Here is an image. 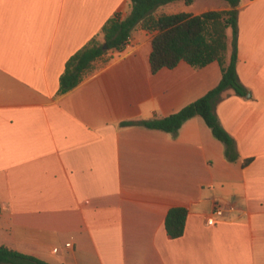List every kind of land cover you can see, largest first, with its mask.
I'll return each mask as SVG.
<instances>
[{"label": "crops", "instance_id": "obj_1", "mask_svg": "<svg viewBox=\"0 0 264 264\" xmlns=\"http://www.w3.org/2000/svg\"><path fill=\"white\" fill-rule=\"evenodd\" d=\"M198 1L156 11L229 8L192 9ZM128 8L0 0V245L51 264H264V0L238 3L237 73L249 92L228 89L215 106L237 160L198 115L176 133L121 125L169 115L221 78L216 61L152 73L155 32L135 27L132 46L57 95L68 57ZM177 206L187 216L172 238L164 219Z\"/></svg>", "mask_w": 264, "mask_h": 264}, {"label": "trees", "instance_id": "obj_2", "mask_svg": "<svg viewBox=\"0 0 264 264\" xmlns=\"http://www.w3.org/2000/svg\"><path fill=\"white\" fill-rule=\"evenodd\" d=\"M176 0H128V12H115L109 16L100 30L71 54L59 76L57 95L77 86L86 76L97 71L113 59L111 52H122L125 41L135 27L155 32L151 38L149 55L150 71L173 68L184 61L192 68H202L210 62L219 64V82L199 98L185 104L179 110L163 116L136 121H124L121 125H141L147 128L176 133L190 117H202L214 137L225 146L229 160H237L239 154L234 138L220 124L215 112L217 102L228 89L239 96L249 90L242 84L237 73L238 3L240 0H224L228 9L207 10L198 14L177 12L156 13L157 8ZM193 0H184L186 4ZM231 30V40L228 37ZM230 47V53L229 52ZM102 59L101 65H96ZM247 159L243 160V162ZM187 209L170 208L164 219V227L172 238L184 231ZM0 264H51L35 256L0 245Z\"/></svg>", "mask_w": 264, "mask_h": 264}, {"label": "built area", "instance_id": "obj_3", "mask_svg": "<svg viewBox=\"0 0 264 264\" xmlns=\"http://www.w3.org/2000/svg\"><path fill=\"white\" fill-rule=\"evenodd\" d=\"M130 46H132V38L131 37H129L125 41L124 47L127 48V47H130ZM234 208L235 207L232 204H228L226 207H223L221 205L214 206L211 214L207 218V223L208 224L214 223L216 221V216L217 217H222L224 215L225 211H233Z\"/></svg>", "mask_w": 264, "mask_h": 264}, {"label": "rangeland", "instance_id": "obj_4", "mask_svg": "<svg viewBox=\"0 0 264 264\" xmlns=\"http://www.w3.org/2000/svg\"><path fill=\"white\" fill-rule=\"evenodd\" d=\"M203 2L204 1H198V2H196V4L192 7V9H200L202 6H203ZM214 2H216V4L217 5H222V4H224L225 3V1L224 0H215ZM209 4V3H208ZM167 9H169V7H167ZM156 13H158L157 11H156ZM230 32V30L228 31V33Z\"/></svg>", "mask_w": 264, "mask_h": 264}]
</instances>
